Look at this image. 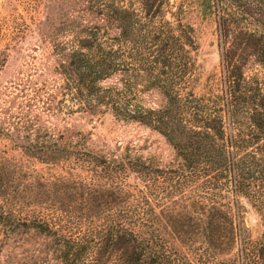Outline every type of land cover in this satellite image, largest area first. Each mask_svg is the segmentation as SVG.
<instances>
[{
	"label": "trees",
	"instance_id": "obj_1",
	"mask_svg": "<svg viewBox=\"0 0 264 264\" xmlns=\"http://www.w3.org/2000/svg\"><path fill=\"white\" fill-rule=\"evenodd\" d=\"M195 9L217 19L216 83L201 84ZM58 21L47 126L29 106L0 112V139L46 168L10 191L0 177V264L17 251L33 264H264V225L255 244L234 228L241 197L264 223V79L245 71H264V0H72ZM153 92L161 106L143 103ZM75 116L156 131L178 166L93 149Z\"/></svg>",
	"mask_w": 264,
	"mask_h": 264
},
{
	"label": "rangeland",
	"instance_id": "obj_2",
	"mask_svg": "<svg viewBox=\"0 0 264 264\" xmlns=\"http://www.w3.org/2000/svg\"><path fill=\"white\" fill-rule=\"evenodd\" d=\"M171 1L177 4L180 0ZM71 5L72 0H0V112L11 109L13 116L24 115L29 106L32 116L38 117L41 125L47 126L45 121L48 117L43 105L44 84L54 79L51 74L54 60L50 57V44L45 42V38L58 25L61 13L68 11ZM188 19L196 30L199 50L194 57L201 84L216 83L222 76L217 19L215 16L205 17L199 9L191 11ZM245 71L248 76L257 73L264 79V71L259 67L249 65ZM198 89L196 93H200ZM143 103L148 107H157L164 103V99L153 92L143 97ZM53 123L57 130L64 127L59 121ZM71 127L92 134L90 146L93 149L123 156L130 154L133 158H143L162 168L178 166L176 153L168 141L156 131L139 124L108 117L90 119L75 116ZM32 169L45 172L46 168L15 151L9 139H0V177L6 179L8 191L14 187L12 178L17 173L26 175ZM240 203L242 216L241 219L235 218L234 228L238 235L240 228L247 229L245 236L248 241L258 243L262 240L264 223L248 199L241 197ZM239 248L240 241L232 254ZM2 251V259L6 260L9 248ZM17 252L13 264H33L20 257L21 251ZM224 257L219 256V260Z\"/></svg>",
	"mask_w": 264,
	"mask_h": 264
}]
</instances>
